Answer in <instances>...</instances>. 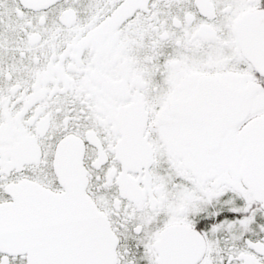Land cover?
Segmentation results:
<instances>
[{
  "label": "snow or ice",
  "instance_id": "6c2138e0",
  "mask_svg": "<svg viewBox=\"0 0 264 264\" xmlns=\"http://www.w3.org/2000/svg\"><path fill=\"white\" fill-rule=\"evenodd\" d=\"M0 264H264V0H0Z\"/></svg>",
  "mask_w": 264,
  "mask_h": 264
}]
</instances>
